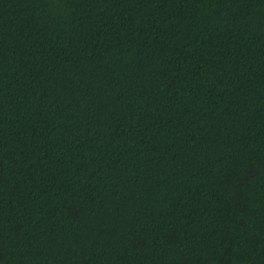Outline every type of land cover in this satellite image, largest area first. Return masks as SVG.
Instances as JSON below:
<instances>
[{
    "label": "trees",
    "instance_id": "1",
    "mask_svg": "<svg viewBox=\"0 0 264 264\" xmlns=\"http://www.w3.org/2000/svg\"><path fill=\"white\" fill-rule=\"evenodd\" d=\"M0 264H264V0H0Z\"/></svg>",
    "mask_w": 264,
    "mask_h": 264
}]
</instances>
